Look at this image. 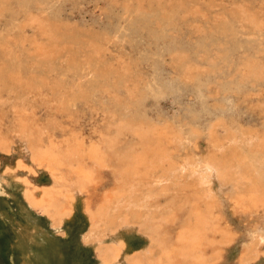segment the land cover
I'll return each instance as SVG.
<instances>
[{
    "label": "bare ground",
    "instance_id": "6f19581e",
    "mask_svg": "<svg viewBox=\"0 0 264 264\" xmlns=\"http://www.w3.org/2000/svg\"><path fill=\"white\" fill-rule=\"evenodd\" d=\"M11 1L0 0L3 31L0 52L4 55L0 56L9 58L15 65L0 63V120L9 108L16 110V104L27 106L31 90L41 83L36 80L25 84L20 80L19 75L29 67L28 61L41 60L51 66L55 60L50 53L51 45L59 40L79 44L80 40L78 34L63 31L59 15L53 14L47 22L33 19L35 3L44 0H16L27 18L17 28L19 32L24 34L30 26L48 41L35 40L34 53L28 61L22 60L9 37L16 32H9L16 26V18L13 22L7 20L10 8L5 4ZM261 1L260 10L237 5L214 20L212 30L206 32L207 37L217 36L211 46L203 39L192 49L177 36L175 44L179 48L173 46L171 50L181 75L180 83L162 82L157 61H154L158 69L155 78L130 88L131 64L125 63L121 68L95 55L80 61L73 59L67 70L74 72L78 80L66 85L64 79L63 83H57L60 90L54 86L52 90L57 89L68 109L76 107L80 98H97L102 93L101 101L110 128H115L114 135H104L90 144L77 137L61 144L52 139L47 143L42 132L48 130L47 125L37 127L28 117L18 115L15 128L19 130L15 131L27 140L31 157L30 165L20 161L18 166L27 172L35 170L34 165L46 167L51 179L45 185L31 186L30 180L19 176L16 169L8 171L13 173V180L26 201L51 218L58 229L72 217L77 195L86 196L82 210L89 228L83 238L96 250L95 264H222L223 246L231 236L227 225L222 224L224 209L219 193L228 189L227 198L238 211L264 210V131L241 121L237 113L239 104L231 107L228 104L233 93L254 96L257 89L264 87V58L259 57L264 56V0ZM133 2L141 20L154 13L151 14L157 18L159 28L153 33L157 37L164 35L165 25L178 27L180 16L184 15L186 20L192 11L186 10L185 0ZM145 6L149 10H144ZM241 33L246 35L244 41L239 39ZM218 36H223L225 41ZM212 49L221 53L216 55ZM76 51H80V46ZM189 83L201 107H191L177 121H156L145 112V101L150 96L174 94L189 87ZM214 84L215 92L211 89ZM105 99L111 101L113 109L106 105ZM207 115L212 116L205 121ZM8 138L0 127L1 149L8 148ZM204 140L205 146L200 145ZM106 169L113 174L114 187L97 200H91L89 196L99 189ZM164 182L177 184L180 192H185L166 199L170 187L164 186ZM160 185L163 187L159 189ZM40 187L42 190L38 191ZM135 228L144 232L145 243L132 244L127 233ZM259 235L262 239L254 241L258 245L264 241V229L259 230L256 238ZM107 239L111 243H105ZM5 244L10 246L11 241Z\"/></svg>",
    "mask_w": 264,
    "mask_h": 264
},
{
    "label": "rangeland",
    "instance_id": "374dc122",
    "mask_svg": "<svg viewBox=\"0 0 264 264\" xmlns=\"http://www.w3.org/2000/svg\"><path fill=\"white\" fill-rule=\"evenodd\" d=\"M133 1L49 0L48 2V0H44L42 3L36 2L32 11L34 20L47 22L53 14L59 15L63 31L78 34L80 38L79 44H76V41L68 43L65 40H59V44L51 45L53 48H50V53L55 57L51 66L41 60L28 61L34 53L35 40L41 43H48V41L40 31L30 26L26 28L24 34L19 32L17 28L26 23L27 18L16 0L5 4L10 8L7 20L13 22V18H16L15 29L9 31L16 32L10 34L9 37L14 40L20 58L29 62L26 72L19 75V78L25 84L34 83L33 81L36 80L41 83L39 87L31 90L27 106H23L22 103L16 104V110L9 108L6 115L2 117V121L0 120V127L6 133L7 138L9 137L7 141L10 142L5 150L0 148V212H3V217L0 219V264H95L97 261L96 250L85 243L83 238L86 237L89 228V220L82 210L86 196L77 195L72 217L65 221V224L60 227L61 229H58L51 218L44 216L40 210L34 209L26 201L13 180V173L8 171L16 169V173H20L19 176L27 177L30 180L31 186L34 184L45 185L51 179L50 172L46 167L34 165L35 170L27 172L26 168L18 166L20 161H25L28 165L31 164L27 140L15 131L19 130V128H15L19 114L28 117L30 119L28 121L37 127H46L47 125L48 130L42 131L47 143L52 139L55 143L61 144L67 139L77 137L90 144L99 141L104 135H114L115 128L114 126L110 128L105 106L101 101L104 98L102 93H98L97 96L100 97L97 98H80L76 107L72 109L67 108L61 95L57 93V89L60 90L58 84H61L64 79L66 85L78 80V76L74 72L67 70V65L73 59L80 61L85 60L89 55H95L101 60L121 68L125 63L131 64L133 74L129 83L130 88L136 87L140 82L155 78L158 69L154 65V61H157L162 82L180 83L181 75L171 50L174 48L173 46L179 48L175 44L178 40L177 36L192 49H195L203 39L208 40L207 43L211 46L217 36L207 37L206 32L210 33L211 24L223 12L232 10L237 5L250 6L252 10L262 8L261 0H185L186 10L190 9L196 12H189V17L185 14L186 20L183 18L184 15H181L178 27L165 25L164 35L157 37L153 33L155 28H159L157 18L152 17L154 13L150 12L144 20H141L136 14V4ZM139 2L148 4V0H139ZM147 9L149 10V6H145L144 10ZM156 9L159 7L156 6ZM126 24L130 25L126 26ZM240 35L239 39L244 41L246 35L243 33ZM218 38L225 41L223 36H218ZM79 46L80 51L77 52L76 49ZM212 51L216 52V55L221 53L216 49H212ZM177 53L178 51H175V54ZM0 54L3 55L1 52ZM259 57L264 58L262 55ZM0 63L15 66L12 61H9V58L5 59L2 56H0ZM83 75L84 72H81V78L84 79ZM43 81L48 83L47 87ZM205 81L206 79H204ZM53 86L57 89L52 90ZM188 86L177 93L166 94L160 98L150 96L145 101V112L156 121L168 119L177 121V117L185 116L191 107H201L199 106L201 105L200 99L194 91L192 83H189ZM215 87V84L212 85L213 92L216 91ZM261 87L260 90H256L257 93L254 96L246 97L233 93L230 97L232 100L228 104L230 107L236 103L239 104L240 108L237 113L240 114L241 121L256 130L264 131V111H262L264 110L262 108L264 99H261L264 97V87ZM105 101L108 107L114 108L109 99H105ZM210 116L212 115H207L205 121L210 119ZM204 142L205 140L200 145H203ZM191 148L194 149L193 146ZM191 148L189 147L188 150ZM163 184L170 187L166 199L185 192V190L180 192L177 184L170 182ZM99 186L96 193L92 192L89 196L91 200H97L114 187V177L110 169L105 170L104 178ZM40 190H42L41 187L38 191ZM228 195V189L219 193L224 209L222 224L227 225L231 236L230 241L224 243L223 246L222 264H264V241L259 245L254 243L255 240L262 239V235H259L258 238L256 236L259 230L264 229V210L261 209L253 213L238 211L234 208L231 200L227 198ZM163 204H165L164 201ZM178 205L181 203H177ZM135 224L133 225L135 226ZM127 235L132 244L145 243L144 232H140L136 228L128 231ZM6 241L7 243L11 241V245L7 247ZM105 243H111V240L107 239ZM139 249L135 250L138 252Z\"/></svg>",
    "mask_w": 264,
    "mask_h": 264
}]
</instances>
